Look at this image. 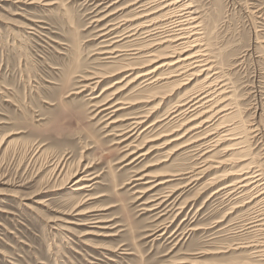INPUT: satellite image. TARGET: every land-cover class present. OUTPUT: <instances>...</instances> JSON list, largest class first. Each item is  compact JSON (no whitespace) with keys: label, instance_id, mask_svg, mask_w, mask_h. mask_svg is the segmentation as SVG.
<instances>
[{"label":"rangeland","instance_id":"obj_1","mask_svg":"<svg viewBox=\"0 0 264 264\" xmlns=\"http://www.w3.org/2000/svg\"><path fill=\"white\" fill-rule=\"evenodd\" d=\"M15 1L0 0V264H264L262 257L252 256V247L264 237L245 229L257 213L255 204L232 211V206L241 205L234 193L224 196L215 188L197 193L209 178L250 162L264 169L263 140L248 135L246 151L218 155L223 165L194 188L187 186L188 176H178L142 193L145 181L136 182L140 175L187 173L200 162L194 147L168 156L177 145L164 147L167 138L136 149L171 128L162 122L139 133L190 87L164 88L172 90L171 98L135 134L125 133L130 122L107 124L138 116L153 104L125 109L108 121L92 107L97 100L91 98L128 73L94 89L84 88L89 74L116 70L129 61L118 57L112 63L98 55L104 45L128 48L129 40L113 38L120 31L106 44L96 32L134 18L135 7L117 12L134 0L111 7L107 3L95 13L86 0ZM191 1L204 43L233 92V121L242 129L258 125L264 133V0ZM105 6L106 13H117L97 27L92 22L106 14L97 16ZM137 84L121 97L138 100L155 91ZM62 164L59 175L54 169ZM86 174L94 178L91 189L75 191L74 181ZM169 190L177 191L165 205L146 211L151 206L147 202ZM78 201L86 202L74 212ZM89 210L96 212L75 215ZM93 221L103 223L89 224Z\"/></svg>","mask_w":264,"mask_h":264},{"label":"bare ground","instance_id":"obj_2","mask_svg":"<svg viewBox=\"0 0 264 264\" xmlns=\"http://www.w3.org/2000/svg\"><path fill=\"white\" fill-rule=\"evenodd\" d=\"M4 1L10 2L13 0ZM40 1L32 0L31 3ZM118 1L126 0H86L90 4L89 7L91 6L90 8L93 9L92 13H95L107 3H110L109 7H111ZM15 3H22V0H16ZM44 4L49 5L50 3L46 2ZM130 7H135L133 9L135 11L134 18L121 19L116 24L105 25L96 32L98 39H102L101 44H106L112 41V39L108 40V37L120 31L122 34L113 38L119 39V42L126 39L127 41L129 40L128 48L114 49L110 48L111 46L104 45L100 46L98 55L104 56V60L111 62L118 57H126L129 60L128 63L116 70L110 71L109 69L108 71L105 68L106 70L102 71L99 69L101 72L89 74L90 77L85 80L88 85H85L84 88L92 86L94 89L100 82L111 79L122 72L128 73L119 80L111 82L108 87L104 88L99 95L91 98V100H97L94 101V106L92 107L97 108V114L105 113L104 116L107 117V121L120 111H125V109L133 106L138 107L141 104H146L148 107V105L153 104L152 107L147 108L144 113L138 116L128 117L127 114L126 118L113 120L107 124L110 126L117 122H130L128 124L129 130L125 133L135 131V134L139 129L141 130L142 125L152 115L160 111V107L165 105V101L173 94L172 90L168 92L162 91L164 88L172 85L176 86V88L172 87L174 90L190 87L178 101L172 104L173 106L139 133L141 134L162 122L171 125V128L156 134V136L160 134L161 136L143 142L140 146L138 145L139 147H135L140 150L145 144L147 145L161 138H167L168 140L163 144L164 147L173 143L177 145L167 153L168 156L180 150L185 151L189 147H194L197 149V159L200 162L187 173H169L163 176L142 174L137 178L136 182L145 181L143 185H145L146 189L142 193H149L157 187L173 181L178 176H188L186 177L188 179L187 186L193 185L192 188H194L206 174L223 165V162L217 157L218 155L228 152H230V156H234L233 152L241 154L248 149V135H250V138L252 135L259 137L264 142V133L258 125L242 129L241 125L233 121L237 112V106L233 102L234 97L231 94L233 92H231L228 80L223 78L221 67L218 66V68L212 60L211 52L207 44L204 43L201 36L202 32H200L198 12L195 6L192 5L191 0H134L117 10V12ZM107 9L108 6H105L103 11L97 12V16H100L101 13H106ZM117 12L106 13L98 18L96 17L97 19H94L92 23H97L96 26L98 27L100 23L108 20L109 17ZM135 83H138L137 85L141 86L142 89L155 91L144 97H139L140 99L136 98L138 100L130 101L128 100L129 98H122L120 94ZM102 95L104 96L102 97ZM121 137L119 136V138ZM152 150L138 154L131 163L146 157ZM133 153L131 152L130 154ZM253 165L256 164L250 162L239 170H232L224 175H215L209 178L196 191L200 195L209 189L215 188V192L222 193L224 196L234 193L238 197L233 200L241 201L238 202L241 205L232 206L231 210L254 203V209H257V213L248 220L249 222L246 224L248 227L245 229L264 237V205H262L264 201L262 203L259 200L261 198L264 199V182H262L264 180V169ZM84 170L81 173H86ZM54 171L60 175L61 171H63V164L62 166H56ZM75 174L71 177H74ZM89 177L86 174L75 180L74 185L77 186L75 191L88 192L93 185L91 181L94 179ZM175 191L177 190H169L159 194L157 199L153 198L154 200L145 202L146 204H151L150 210L146 211H157L160 209L171 199ZM258 192L260 194H257ZM245 196L247 198H244ZM86 201H78L72 210L76 212ZM93 212H96V210L78 211L75 215L80 216ZM220 222L217 221L215 224ZM100 223L103 222H89V224ZM99 235L102 236V234ZM252 248L255 251L252 256L264 259V240L257 241ZM214 254L216 253L214 252Z\"/></svg>","mask_w":264,"mask_h":264}]
</instances>
